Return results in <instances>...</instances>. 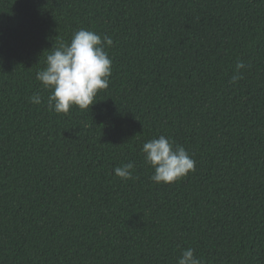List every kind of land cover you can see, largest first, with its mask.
Segmentation results:
<instances>
[{
	"label": "trees",
	"instance_id": "1",
	"mask_svg": "<svg viewBox=\"0 0 264 264\" xmlns=\"http://www.w3.org/2000/svg\"><path fill=\"white\" fill-rule=\"evenodd\" d=\"M81 28L113 39L110 84L58 114L36 74ZM161 135L196 162L171 184L142 152ZM188 247L264 264V0H0V264H177Z\"/></svg>",
	"mask_w": 264,
	"mask_h": 264
},
{
	"label": "clouds",
	"instance_id": "2",
	"mask_svg": "<svg viewBox=\"0 0 264 264\" xmlns=\"http://www.w3.org/2000/svg\"><path fill=\"white\" fill-rule=\"evenodd\" d=\"M107 34L81 28L75 31L70 42H60L51 48L46 56V66L39 70L36 79L49 90L46 103L49 111L68 114L73 106L81 110L92 108L100 90L107 89L112 75V58L107 48L113 45ZM244 62L236 64V73L230 83L243 79L240 69ZM33 104H42L44 98L39 92L30 98ZM145 163L154 169L150 176L156 184H171L195 171L196 162L182 145L164 135L145 142L142 146ZM134 162L114 169L122 180L133 179ZM177 264H203L191 247L183 249Z\"/></svg>",
	"mask_w": 264,
	"mask_h": 264
}]
</instances>
